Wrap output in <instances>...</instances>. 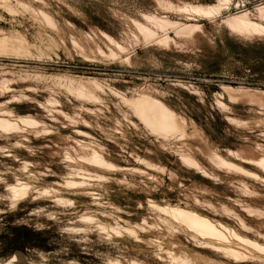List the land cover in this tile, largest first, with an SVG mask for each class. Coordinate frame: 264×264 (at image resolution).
Listing matches in <instances>:
<instances>
[{"label":"rangeland","instance_id":"obj_1","mask_svg":"<svg viewBox=\"0 0 264 264\" xmlns=\"http://www.w3.org/2000/svg\"><path fill=\"white\" fill-rule=\"evenodd\" d=\"M161 1H0V34L21 35L30 45V49L0 54V103L14 97L11 103L20 114L52 123L62 131L55 129L51 134L35 136L9 127L0 130V170L5 172L0 176V264H113V259L126 258L155 261L152 257L158 250L155 245L126 234L109 237L95 222L80 221V216L90 213L100 219L106 217L112 226L116 225L112 219L115 215L130 214L135 221H141L143 215L154 216V210L147 204L148 195L160 201L166 197L176 203L178 192L184 187H195V197L201 205L215 203L218 215L229 218L230 223L237 222L236 216L227 214V208L233 207L264 234V216L247 214L240 207L241 201L251 199L264 211V193L245 190L242 172L228 173L209 162H216L217 151L242 150L255 140L264 143V128H248L237 123L236 117L251 115V106L230 102L226 96L221 98L222 105L218 97L223 93V85L264 89V37L230 31L228 26L246 10L264 4V0ZM169 1L214 6L218 12L210 16L188 15L164 8ZM142 11L178 24L166 25L157 31L155 38L145 39L128 20ZM43 12L56 20L52 24L55 27L44 16L40 17ZM213 18L223 23L217 24ZM249 18L264 26V18L254 14ZM184 23L201 24L206 35L176 38L174 32ZM103 32L124 42V49H114ZM165 34L182 43L156 46V37ZM131 55L136 58L129 64L125 58ZM4 78L13 81L10 88H4ZM81 78L94 79L111 91L103 92L101 101L80 94L78 97L67 83ZM148 89L158 92L164 102L201 128L203 152L198 158L202 164L192 162L191 166L183 162L173 148L163 145L127 104L112 94L114 91L125 98H134ZM54 101L58 103L56 108L48 104ZM82 143L107 145L120 165L127 163V168H117L112 173L80 162ZM143 156L151 158L162 170L146 167L140 160ZM27 161L32 163L30 168L37 179L34 183L54 186L59 190L57 196L67 201L51 194L11 198L8 185L30 179L24 167ZM80 168L83 176L93 177L96 169L116 176L115 181L99 179L94 186L84 176L85 190L90 189L95 196L91 193L86 196V191L76 196V188L63 185ZM135 169L148 175L143 176ZM168 170L175 173L171 184ZM134 171L138 173L136 178L132 177ZM156 174L161 186L154 188ZM149 188L151 191L146 193ZM96 192L101 194V199ZM202 207L208 214L212 212L210 207ZM118 223L120 227L122 223ZM179 237L189 243L185 235Z\"/></svg>","mask_w":264,"mask_h":264},{"label":"bare ground","instance_id":"obj_2","mask_svg":"<svg viewBox=\"0 0 264 264\" xmlns=\"http://www.w3.org/2000/svg\"><path fill=\"white\" fill-rule=\"evenodd\" d=\"M29 8L31 7L29 6ZM164 8L174 9L177 10V12H185L188 15L194 13L197 15L210 16L218 12V7L214 6L194 5L188 3L182 4L180 2H176L174 4L171 1L165 3ZM35 10L37 12L36 8ZM45 10L46 9H44V11ZM37 14L39 15L38 12ZM250 14H254L263 19L264 4L254 7L251 10H246L243 14L237 16V21L235 20L236 22L234 24H228L230 31L234 30L235 32L256 34L264 37V26L251 21L249 18ZM42 16H44L45 20H47L48 24L51 26L55 24L54 22L56 20L54 21L51 19V17L46 15V13L43 12L40 17ZM232 18H234V16ZM128 20L134 24L135 29L142 34L141 36L145 37V39L149 38V40L151 38H155L159 29L163 30L166 25H175L177 23L168 19L157 17L148 12L143 13V11L137 13L135 16H130ZM212 21L217 24L223 23L220 19L215 18H213ZM229 21H232V19H229ZM183 25L184 26L174 32L176 38L206 35L201 24L184 23ZM105 35L107 39L112 42L114 49L119 51L124 49V42L115 40L106 33L104 36ZM178 40L179 43H182L180 39ZM154 42L156 46H161L162 44L165 46L168 44H178L174 37H168L166 34L164 37H156ZM29 47L30 45L21 35H5L3 32L0 34V54L18 51L19 49H27ZM112 53L113 51L111 54ZM135 58V55L127 56L125 61L130 64ZM12 83L13 81L11 79L4 78L3 80V86L5 89L10 88ZM67 86L70 91L76 92L78 97L80 94V96H84V98L95 101H101V94L110 90L107 86L96 82L94 79L85 78H81L79 80L71 79L68 81ZM222 89L223 93L218 94V97H220L219 103H222V105L224 102L221 98L226 96L227 100L230 102L238 101L251 106L249 109L251 112L250 116H247L246 118H233L238 121L237 123H243L244 126L248 128H264V89L245 86L234 87L230 85H223ZM155 92L156 91L148 89L141 92L134 98H125L118 95L119 93L116 94L114 91H112V94H114L120 101L127 104V107L131 110V112L139 117L144 127L160 138V142L163 145L173 148L183 162L189 163L190 165L192 162L197 165L198 163L202 164L198 158V154H202L203 152L201 148V142L204 136L203 131L191 119L184 116L183 113L176 111L164 102L159 93ZM11 101H14V97L0 103V130L7 129L9 127L10 129L13 128V130L15 129L16 131L24 130L29 131V133L32 132L35 136L39 134H51L55 129H58L59 131L61 130L60 127H56L52 123L42 121L37 117L20 114L17 107L12 105ZM104 101L106 100L104 99ZM48 104L52 107L54 106L55 108L58 107L57 101H54V103L49 102ZM225 109H227V107ZM55 110L53 109L54 112ZM60 112L63 111L61 110ZM10 129H8V131ZM82 145L84 148L82 147L83 151H81L80 155H78V159L80 162L93 166V168L98 167L109 172L110 170L113 171L117 168L124 170L128 166L127 163L125 166H121L118 157L114 156L111 149L105 144L99 145L95 143H82ZM215 155L217 158L216 162L209 160L213 166H217L228 173L237 174L238 172H242L241 181L245 190L249 189L248 191L250 193H264V143H259L255 140L252 144L247 145L245 149L236 151L223 149L221 151H217ZM67 157L69 159L70 153ZM140 160L148 168H153L157 172L162 170L160 165L153 162L151 158L147 156H143ZM31 165L32 163L29 161L24 163V167L28 171L29 180H27V177L23 180H17L14 184L8 185L11 198L18 199V197H24L29 194L34 197L49 194L57 196V191L59 190L54 186L49 184L47 185L44 182H39V184L34 183L37 179H34L35 175L30 168ZM82 171L83 170L81 169L78 173L76 172L77 175H72L65 179L63 186L76 188L74 191L76 196H80L86 192V196L90 195V193L91 196L93 194L95 196V192L89 191L90 189L87 191L85 190V186L87 184L83 179L86 177L89 178V176L84 175L85 178H83L84 176L82 175ZM136 171L133 172L134 174L132 173L133 178H136L138 173L142 175L144 174L145 176L148 175L147 172L144 173V171H142V173L137 171V173ZM1 173L3 175L5 174L4 171L0 170V176ZM112 173H114V171ZM167 175L169 178V184H171L175 180V173L168 170ZM115 177L116 176L109 173L103 174L95 169L93 177L89 178L91 179L89 181L93 183H90L91 185L95 186V180L98 181L99 179H105L115 181ZM154 178V180L152 179V187L155 188V186H158L160 183V177L156 174ZM159 186H161V184ZM203 190L209 189L203 188ZM145 191L148 193L151 190L149 188ZM178 193L179 199L176 203H171L168 200L169 198L166 197L160 201L156 200L153 196L149 197L148 195L147 204L152 210H154V216L149 218L143 215L141 217V221H135L129 217L130 214H128L127 217L115 215L112 219L116 225L112 226L109 221L106 220V217L100 219L99 216L90 213L81 215L80 221L85 224L95 222L98 228L106 233L107 236L109 235V237H121V235L126 234L128 237L137 241H143L146 244H153L158 248L157 253L152 256L155 258V261H143L137 258H126L124 261L128 264H264V234L258 226H254L252 223H249V221H246L247 219L244 215L237 212V210L233 207L227 208V214L229 213L230 215L236 216L237 222L234 224L230 223L229 218L224 219L222 216L218 215V211L215 209V207H217L215 203L207 202L206 204L201 205V201L195 197V187L180 188ZM96 195H99V197L97 196L99 199L102 198L100 193L96 192ZM57 197L61 199V201L64 199L67 201V198L62 196L58 195ZM251 201L253 200L250 199V201H241L240 207L243 208V212L250 215H256L258 217H262V215L264 216V211L258 208L256 204ZM108 203L112 204L114 207L120 208L119 205H116L111 201H108ZM197 203H200V205H197ZM202 206L210 207L212 212L208 214L206 209ZM118 221L122 223L120 227L118 226ZM76 228L83 231L87 230L84 227ZM179 234L185 235V237L189 240V243L182 241ZM207 252L212 253V255L207 254ZM219 256L224 259L219 258ZM124 261L113 259L112 263L126 264Z\"/></svg>","mask_w":264,"mask_h":264},{"label":"snow or ice","instance_id":"obj_3","mask_svg":"<svg viewBox=\"0 0 264 264\" xmlns=\"http://www.w3.org/2000/svg\"><path fill=\"white\" fill-rule=\"evenodd\" d=\"M15 259V258H14Z\"/></svg>","mask_w":264,"mask_h":264}]
</instances>
